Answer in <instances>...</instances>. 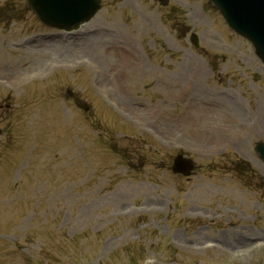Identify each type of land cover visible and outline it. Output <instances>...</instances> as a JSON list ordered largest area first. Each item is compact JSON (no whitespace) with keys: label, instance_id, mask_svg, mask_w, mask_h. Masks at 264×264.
I'll return each instance as SVG.
<instances>
[{"label":"rangeland","instance_id":"rangeland-1","mask_svg":"<svg viewBox=\"0 0 264 264\" xmlns=\"http://www.w3.org/2000/svg\"><path fill=\"white\" fill-rule=\"evenodd\" d=\"M101 2L80 39L0 0L13 61L60 37L0 77V264H264V66L208 0Z\"/></svg>","mask_w":264,"mask_h":264},{"label":"water","instance_id":"water-1","mask_svg":"<svg viewBox=\"0 0 264 264\" xmlns=\"http://www.w3.org/2000/svg\"><path fill=\"white\" fill-rule=\"evenodd\" d=\"M211 1L220 10L228 26L253 44L256 55L264 64V0ZM30 4L42 22L58 29L76 27L93 17L100 8L98 0H31ZM75 102L79 107L84 106L78 99ZM255 150L264 160V145L259 143ZM193 168L189 159L178 156L172 170L176 174L188 176Z\"/></svg>","mask_w":264,"mask_h":264},{"label":"bare ground","instance_id":"bare-ground-1","mask_svg":"<svg viewBox=\"0 0 264 264\" xmlns=\"http://www.w3.org/2000/svg\"><path fill=\"white\" fill-rule=\"evenodd\" d=\"M196 132H201V131H200V129H199V130H197Z\"/></svg>","mask_w":264,"mask_h":264}]
</instances>
